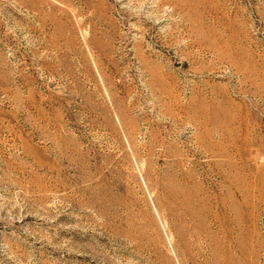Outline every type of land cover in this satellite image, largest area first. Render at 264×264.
<instances>
[{
	"label": "rangeland",
	"instance_id": "1",
	"mask_svg": "<svg viewBox=\"0 0 264 264\" xmlns=\"http://www.w3.org/2000/svg\"><path fill=\"white\" fill-rule=\"evenodd\" d=\"M0 264H264V0H0Z\"/></svg>",
	"mask_w": 264,
	"mask_h": 264
}]
</instances>
